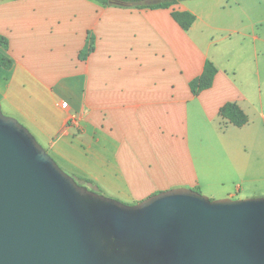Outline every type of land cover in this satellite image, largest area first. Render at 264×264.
Listing matches in <instances>:
<instances>
[{"label": "crops", "instance_id": "obj_1", "mask_svg": "<svg viewBox=\"0 0 264 264\" xmlns=\"http://www.w3.org/2000/svg\"><path fill=\"white\" fill-rule=\"evenodd\" d=\"M173 11L193 14L192 26ZM0 36L12 62L0 66L2 110L91 188L130 203L176 188L264 198V0H0ZM231 47L248 59L246 78ZM206 60L213 84L193 95ZM226 103L247 124L223 120Z\"/></svg>", "mask_w": 264, "mask_h": 264}, {"label": "water", "instance_id": "obj_2", "mask_svg": "<svg viewBox=\"0 0 264 264\" xmlns=\"http://www.w3.org/2000/svg\"><path fill=\"white\" fill-rule=\"evenodd\" d=\"M0 264H264V198L176 188L124 204L80 186L0 105Z\"/></svg>", "mask_w": 264, "mask_h": 264}, {"label": "trees", "instance_id": "obj_3", "mask_svg": "<svg viewBox=\"0 0 264 264\" xmlns=\"http://www.w3.org/2000/svg\"><path fill=\"white\" fill-rule=\"evenodd\" d=\"M103 5H111L109 0H96ZM127 6L134 7L136 9H158V8H170L172 5H175L182 1H191V0H119ZM172 17L175 22L181 27L183 30H188L195 21V17L193 14L189 12H172ZM8 41L0 36V49H7ZM91 49V48H90ZM89 50L86 49L81 53V58L84 57ZM11 60L0 51V66L9 69L11 67ZM217 73V68L210 61L206 60L203 66L202 73L200 76L194 78L189 83L190 91L193 95H198L204 90L209 89L214 81L215 75ZM219 115L223 120H226L228 123L232 124L235 127H242L248 122V117L246 114L234 103H226L219 109ZM85 184L95 185L94 182L90 179L80 178ZM97 192H101V188L99 186H95ZM197 192H200L199 188H195Z\"/></svg>", "mask_w": 264, "mask_h": 264}, {"label": "rangeland", "instance_id": "obj_4", "mask_svg": "<svg viewBox=\"0 0 264 264\" xmlns=\"http://www.w3.org/2000/svg\"><path fill=\"white\" fill-rule=\"evenodd\" d=\"M229 55V51H227V49L220 55V57H221V60H222V62H225V57L226 56H228ZM230 55H231V57H232V59L234 60V62L236 63V65L237 66H240L241 67V69L243 70V73H244V75H245V78L247 77V64H248V59H247V57L246 56H241V54H239V51L238 50H235V48H233V47H231V52H230ZM2 109V108H1ZM2 112H3V114L4 115H6V116H8L3 110H2ZM9 117H11V116H9ZM17 120V119H16ZM18 121V120H17ZM41 145V144H40ZM48 153V152H47ZM49 154V153H48ZM50 155V154H49ZM59 166V165H58ZM60 167V166H59ZM61 168V167H60ZM62 169V168H61ZM62 171H64L67 175H69V176H71L80 186H82V187H85V188H87L88 190H90V191H93V192H95V193H97V194H100V195H103V196H105V197H107V198H111V197H109L108 196V194H106L102 189V191L101 192H97L96 190H94L93 188H91V186L90 185H88V184H85L81 179H80V177H77V176H75L74 174H69L68 172H66V170H64V169H62ZM203 194V193H202ZM204 195V194H203ZM112 199H114V198H112ZM210 199V198H209ZM115 200H117V201H120V202H122V203H124V204H127V205H133V204H135V203H130V202H125V201H123V200H118V199H115ZM211 200H218V199H211ZM137 203V202H136Z\"/></svg>", "mask_w": 264, "mask_h": 264}, {"label": "built area", "instance_id": "obj_5", "mask_svg": "<svg viewBox=\"0 0 264 264\" xmlns=\"http://www.w3.org/2000/svg\"><path fill=\"white\" fill-rule=\"evenodd\" d=\"M73 119H75V118H73Z\"/></svg>", "mask_w": 264, "mask_h": 264}]
</instances>
